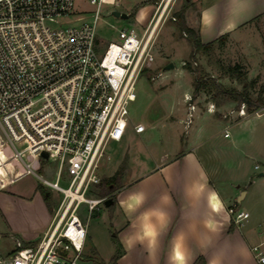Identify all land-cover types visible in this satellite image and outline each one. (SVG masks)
Returning <instances> with one entry per match:
<instances>
[{
  "label": "built area",
  "instance_id": "2783aa9c",
  "mask_svg": "<svg viewBox=\"0 0 264 264\" xmlns=\"http://www.w3.org/2000/svg\"><path fill=\"white\" fill-rule=\"evenodd\" d=\"M89 1L96 5L92 18L65 21L74 14V0H0V187L32 174L58 194L40 240L25 243L11 235L14 247L0 255V264H80L87 236L80 209L88 219L105 204L107 195L91 194L107 144L124 137L137 79L155 59L157 34L166 20L177 19L175 0H152L140 32L120 29L104 43L95 30L99 6L116 0ZM185 99L189 122L196 105L191 94ZM248 113L241 102L237 114ZM132 127L136 133L146 128L142 122ZM41 160L56 163L51 177L36 172ZM228 211L236 226L249 216L234 204ZM250 249L264 264L260 245Z\"/></svg>",
  "mask_w": 264,
  "mask_h": 264
},
{
  "label": "crops",
  "instance_id": "0c3cea01",
  "mask_svg": "<svg viewBox=\"0 0 264 264\" xmlns=\"http://www.w3.org/2000/svg\"><path fill=\"white\" fill-rule=\"evenodd\" d=\"M118 3L120 11L141 21H146L152 10V0ZM184 18L187 25L198 31L202 42L215 40L224 33L233 41L240 40L244 31L256 33L257 55L264 54V0H190ZM193 112L197 120L191 118L184 123L188 131L184 130L180 139L182 147L175 145L165 156L152 159L150 165L134 160L129 168L131 178L114 191L110 223L121 249L115 264H192L199 256L204 257V264H260L250 248L259 244L264 253V235L260 229H253L249 218L254 214L257 227L264 224V191L252 189L250 199L240 206L249 189L218 175L222 166L212 148L205 144L222 134L229 138L226 149L235 155L228 158L237 160L238 165L251 159L253 168L261 164L264 168V107L244 116L234 110L221 114L219 107ZM249 120L260 122L242 136L240 127ZM216 124L219 129L212 133ZM242 138L248 144L256 142V147L240 148ZM4 157L0 148V171L5 170ZM262 175L263 170L258 176ZM16 181L0 187V211L6 232L25 243H37L51 223L52 213L40 190L22 191L14 185ZM3 183L0 175V185ZM232 204L249 216L242 225L234 223L229 230L233 220L228 207ZM88 238L92 239L89 232ZM94 247L91 246L87 258L101 257Z\"/></svg>",
  "mask_w": 264,
  "mask_h": 264
},
{
  "label": "rangeland",
  "instance_id": "374dc122",
  "mask_svg": "<svg viewBox=\"0 0 264 264\" xmlns=\"http://www.w3.org/2000/svg\"><path fill=\"white\" fill-rule=\"evenodd\" d=\"M118 2L119 0H116L114 6L107 4L99 6V18L96 21L95 30L104 43L115 40L120 29L132 27L135 31L140 32L141 27L145 24V21L134 19L131 15L121 17L113 14V10L122 9ZM189 3L190 0H175L173 8L178 11ZM73 7L74 14L66 17L65 21H70L71 18L79 15H82L84 19H90L96 9V5L91 4L89 0H74ZM248 41L251 45H248ZM258 43L259 37L256 33L244 31L240 40L233 41L226 38L222 43L214 42L207 49L194 48L188 41L186 33L178 28L176 20H166L154 43L155 59L140 73L137 79L136 99L129 104L130 124L121 140L108 142L106 155L98 169L100 178L103 180L118 175L113 183L121 185L131 178L129 168L135 161L141 160L144 165H150L152 159L160 155L165 156V153H169L175 145L181 148L180 139L184 136V130L188 131V128L184 126L187 120V112L184 110L188 111L185 94H191L196 110H205L212 103L213 109L219 107L221 114L231 110L237 113L241 102L227 100L217 104L212 98L213 91L207 90H199L194 95L193 83L196 74L204 73L206 77L212 76L226 87L242 89L247 86L251 96L256 97L264 83V54L262 57H258V49L254 46ZM183 61H187L190 68L184 67ZM168 62H172L173 66L165 68ZM230 66H236L235 71H231ZM239 73L241 74L240 78L237 77ZM215 113H217L216 110ZM195 115V112H192L191 118H194V121L197 120ZM136 122H142L145 125L146 128L143 132H134L132 125ZM259 122L249 120L240 127L243 132L242 136L248 135L251 128ZM218 129L219 125L216 124L212 127L211 132L216 133ZM229 131H232L231 127ZM228 141L229 138L217 134L213 141H208L205 145L212 148L214 156L222 166L218 175L223 176L224 180L233 185L240 184V186L249 189L247 197L240 203V206H245L246 201L252 196V189L258 188L264 191V176H258L260 171H264L263 164L259 168H253V161L250 159V161L238 165L237 160H231L235 156L234 152L226 149ZM239 147H256V142L248 144L246 139L242 138L239 141ZM55 164L41 160L40 167L36 169V172L51 177ZM38 184L40 181L32 174L26 175L14 183L16 187L27 192L32 191ZM61 184L66 185V182L62 180ZM100 188L99 184L93 185L91 195H99ZM49 193V210L53 216L54 208L58 202V194L54 191ZM81 208V217L87 220V232L91 234L92 239L88 238L84 242L83 259L79 261L80 264H112L110 258L116 248L113 239L115 230L110 223L113 209L102 204L98 211H94V214L86 219L84 207ZM249 220L254 225L253 229L257 231L260 229L264 235V224L257 227L258 218L254 214H251ZM5 228L0 211V255L8 254L14 247V240L10 237L12 234L7 233ZM92 244L95 245L94 248L98 250L99 256L104 260L98 256L87 258L88 252L91 253Z\"/></svg>",
  "mask_w": 264,
  "mask_h": 264
},
{
  "label": "trees",
  "instance_id": "16d2710c",
  "mask_svg": "<svg viewBox=\"0 0 264 264\" xmlns=\"http://www.w3.org/2000/svg\"><path fill=\"white\" fill-rule=\"evenodd\" d=\"M185 8L186 6H183L178 11L175 12L177 16L176 23L178 28L182 32L186 33V37L188 41L192 44L194 48L207 49L211 47L214 42L222 43L226 39L227 34L224 33L219 37H217L215 40L202 42L198 34V31L186 24L184 18ZM183 65L186 68H190V64L187 61H184ZM236 66H230L229 69L231 71H235ZM237 77L240 78L241 74L240 73L237 74ZM263 89L264 86L262 85L259 89L257 96L252 97L247 86H244L242 89H237L236 87H226L222 83L216 81L214 77L212 76L206 77L204 73L196 74L193 83L194 95L199 90L213 91L212 98L216 101L217 104L223 103L227 100L237 101L238 103L244 102L246 104V109L249 113L259 109L262 105H264V96L262 95ZM117 176L115 177L110 176L104 178L103 180L100 179V182L98 183L101 187L100 195H108V197L112 199V202L108 205L109 208L113 207L116 197L114 191L120 186V185H115L113 183L114 180L118 178ZM38 187L42 189H39ZM36 188L40 190L47 207L50 209V199H49L50 193L40 184H38ZM233 226H234V222L231 221L229 224V230L232 229ZM113 239L115 240L116 248L110 260L112 264H115L117 258L121 253V249H120L119 241L116 239L115 234H113ZM204 261H205L204 257L199 256L192 264H204Z\"/></svg>",
  "mask_w": 264,
  "mask_h": 264
},
{
  "label": "water",
  "instance_id": "95a60500",
  "mask_svg": "<svg viewBox=\"0 0 264 264\" xmlns=\"http://www.w3.org/2000/svg\"><path fill=\"white\" fill-rule=\"evenodd\" d=\"M112 13L117 15V16H121V17H127L128 16V13L122 12V11L117 10V9L113 10ZM172 66H173V63L172 62H168L165 65V68H169V67H172ZM111 202H112V199L111 198H107L106 201H105V205H109Z\"/></svg>",
  "mask_w": 264,
  "mask_h": 264
}]
</instances>
